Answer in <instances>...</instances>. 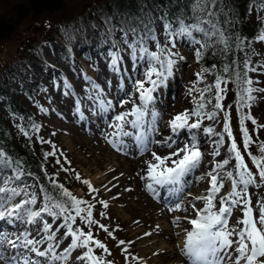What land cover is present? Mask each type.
<instances>
[{"label": "snow or ice", "instance_id": "1", "mask_svg": "<svg viewBox=\"0 0 264 264\" xmlns=\"http://www.w3.org/2000/svg\"><path fill=\"white\" fill-rule=\"evenodd\" d=\"M190 11L194 22L186 23L181 18L175 26L166 23L163 42L155 36L150 37L155 41V51L150 50L143 39L129 43L125 33V43L131 49L133 58L132 75L128 77L131 90L124 91L123 96L114 100L109 99L104 89L85 76L91 85L87 99L92 103L91 110L104 116L114 112L117 106L124 108L127 104L132 105L130 109L117 113L111 121L106 120L108 128L113 131L105 130L103 138L121 154H150L148 159L141 162L143 166L137 175L144 182V190L161 203L163 209L168 213H184L182 217H174L172 224L182 228V232L176 235L183 241L180 252L186 264H264V196H258L253 206L252 195L249 193L250 187H264V141H259L258 136L254 141L246 126V121H251L253 131L258 132L264 128L250 112L257 99L255 93L264 92V88L254 87L256 82L249 76V72L257 69L252 66L250 58H246L247 53L244 58L232 55L234 51L244 52L245 47H250L253 42H264V30L247 42L239 36L233 39V35L221 27L218 19L221 13L227 15L222 0H190ZM177 41L193 46L198 62L209 49H215L212 54H219L224 63L219 71H216L218 66L213 64L211 68H202L195 74L196 81L187 90L190 96L197 94L193 96L192 109L174 115L167 122L171 134L156 140L154 137L159 132L157 121L160 113L155 110V105L162 98L157 94L169 88V80L174 76L177 63L185 59L177 49ZM119 61L118 55L111 56L110 67L114 72L119 71ZM206 74L215 76L211 84L205 83ZM229 83L234 85L236 93L234 103L243 149L255 172L246 163L233 135L228 110L231 106L226 109L222 104ZM199 84H204V87H197ZM64 86L70 88L67 81ZM123 87L122 83V90ZM79 103L78 100L77 105ZM220 112L224 113L222 129L217 132L215 125L221 119ZM80 115L83 118V113ZM204 120L213 122L203 128L204 137L211 140L212 150L208 155L212 160L209 169L196 177V182L207 181L208 187L201 195L189 199V178L201 168L205 158L201 150L202 142L198 139ZM38 130L39 126L33 125V131ZM182 132L186 134V139L181 136ZM40 142L50 143L43 138H40ZM253 144L257 145V154L249 150ZM152 145L169 151L164 155L158 154ZM53 149V152L44 153L45 160L55 155V145ZM221 149L225 151L224 158L216 160L221 155ZM56 163H60L59 159ZM44 175L48 185L42 184L40 177L26 168L21 159L13 158L0 149V261L3 264H67L72 252L83 249L77 261H83L84 264H112L104 255H97L95 251L100 249L102 253L110 255L106 245L94 238V225L109 236L112 235L105 225L93 218L92 209L95 205L74 196L46 171ZM27 178H31L32 183ZM76 179L81 178L77 175ZM226 182H230V190L221 195ZM82 183L87 185L89 194L97 191L89 181L83 180ZM98 203L104 208L108 207L105 201ZM234 210H239L242 215L230 226L229 220ZM99 215L105 216L103 212ZM48 218H51V223ZM78 219L80 224H77ZM16 221L28 225L39 224L40 227L35 236L26 229L11 239L4 231V226H12ZM56 221L60 223L53 231ZM60 229H64V233L57 240ZM69 237L70 244L58 253L60 243ZM124 243L120 241L121 245ZM5 244L14 250L12 256H7L3 250ZM131 259L137 258L131 256Z\"/></svg>", "mask_w": 264, "mask_h": 264}, {"label": "rangeland", "instance_id": "2", "mask_svg": "<svg viewBox=\"0 0 264 264\" xmlns=\"http://www.w3.org/2000/svg\"><path fill=\"white\" fill-rule=\"evenodd\" d=\"M104 1L66 0L61 10L49 17H44L43 20L40 19L24 26L18 34L0 44V74L12 68L16 70V74H19L21 80H25L26 83L28 81L37 83V91H32L31 95L35 100L33 112L39 130L32 131L31 129L25 135L26 131L23 128L20 129V132L17 128L13 129L15 132L18 131L20 135L27 137L22 138L23 140L27 139L30 144L33 140V143L41 146L44 152H53V145H55V155L48 157L50 163L46 164L44 171L54 176L56 181L66 180L69 185L68 190L74 196L94 204L93 218L98 220L99 224L105 225L112 233L109 236L98 226L92 227L94 238L105 244L110 252L109 255L102 253L100 249H96L97 255H104L112 264H186L185 258L180 252L183 241L176 235L177 232H182V228H177L172 224L174 217H182L184 213H168L165 209V214L148 215L153 206L163 208L161 203H158L144 190V182L140 181L137 175L142 167L141 162L148 159L150 154L144 156L134 153L121 154L107 144L103 138L102 133L105 130L113 131V129L108 128L106 120L111 121L117 113L130 109L132 105L127 104L124 108L117 106L115 111L108 113L107 116L96 114L93 111L83 114V118L74 114L77 120L69 125L71 108L74 112L77 107L80 109L86 104H92L87 99L91 85L85 76L104 89L109 99L114 100L118 96H123L124 91L131 90L128 77L132 75L133 58L131 49L125 43V33L110 24L109 19L103 18L101 15V22L95 19L84 22L79 19L83 14L97 13ZM78 11H80V16L77 14ZM147 22L143 25L144 27L141 29L143 32L138 38H134L126 32L127 40L132 43L143 39L150 50L155 51V41L150 37L155 36L163 42L166 23L157 15H151ZM48 34H52L53 39L46 40L43 37ZM195 35L199 36V34ZM63 37L65 38L61 39ZM23 39L28 40V43H24ZM82 44H86L88 47L86 56L82 55L84 54ZM177 49L185 59L177 63L174 76L169 80V88L162 89L157 94L162 98L158 99L155 105V110L160 113L157 121L159 132L154 137L156 140H162L171 134L167 122L174 115L186 109L190 111L193 107V96L197 95L196 93H193L192 96L187 94L188 88L192 87V83L196 81L195 74L201 71L195 57L194 47L187 42L177 41ZM177 49H173V51ZM244 53L252 56L257 53V49L252 43L250 47H245ZM262 53H264V49ZM113 54L120 57L119 71L116 72L110 67ZM262 60H264V56L259 62L253 60L252 66L256 67L257 70L250 72L252 80L254 81V78L258 80L254 84V87L257 88H264V67H260V65H264ZM11 78L9 93L14 94L19 89L20 82L15 75ZM65 81L70 85V88H65ZM122 83L123 90L121 89ZM205 83H212L210 74H206ZM197 87L202 88L204 84H199ZM260 93H255L256 97ZM18 94L22 95L21 93ZM229 98V94L226 93L222 100L224 106L229 102ZM78 100L80 101L79 105H77ZM213 103H215L214 100ZM261 105L262 109L256 110L253 102L251 109L261 122H264V102ZM232 106H236L235 103ZM208 107L210 108L211 105ZM223 115V112L219 113L221 119L215 125L217 132L222 129ZM238 118L235 108L234 112L232 111L230 114L232 132L242 155L245 156L246 163L255 172V168L243 149ZM212 124V121L204 120L201 125L198 139L202 142L201 150L204 152L205 158L201 168L189 178L191 191L189 199L201 195L208 187L207 181L197 183L196 177L203 175L210 167L212 157L208 153L211 152L212 145L211 140L204 137L203 128ZM75 129L78 131L76 132ZM261 131L264 134V130ZM181 136L187 138L184 132L181 133ZM258 137L260 140L259 134ZM40 138L50 143L42 144ZM152 147L161 155L169 151L160 149L158 145H152ZM249 150L253 154H257V147L250 146ZM57 159L60 161L59 164L56 163ZM77 175L80 176V180L76 179ZM27 179L29 183H32L31 178ZM83 180L89 181L97 191L89 194L87 185L82 183ZM229 190L230 182H226L220 194L223 195ZM140 191L148 197L150 207L143 206L138 202L142 196ZM249 193L252 195L253 206H255L258 196H264V187L259 189L250 187ZM101 200L107 202V208L98 203ZM82 207H87V205ZM101 212L105 214L104 217L99 215ZM241 215L239 210H234L229 225L235 224ZM48 219L51 223V218ZM59 223L60 221H56L53 224V231ZM183 223L186 224V221ZM77 224H80L79 219ZM39 227V224L32 225V231L36 232ZM84 230L87 231V228ZM63 233L64 229H60L57 233V240L62 238ZM146 233H150V235H146ZM121 240L125 241L123 245L120 244ZM70 241V237L63 240L57 252L59 253L61 249L66 248ZM125 249L128 251L126 252ZM82 252L83 249L72 252L67 264H84L83 261L76 259ZM129 252L131 256H135L137 259L132 260ZM12 253L14 254V250ZM7 254L10 255L11 251L9 250Z\"/></svg>", "mask_w": 264, "mask_h": 264}, {"label": "trees", "instance_id": "3", "mask_svg": "<svg viewBox=\"0 0 264 264\" xmlns=\"http://www.w3.org/2000/svg\"><path fill=\"white\" fill-rule=\"evenodd\" d=\"M65 1L0 0V44L14 37L24 26L37 22L40 19L43 20L44 17H49L61 10ZM222 3L227 15L221 13L218 19L220 20L221 27L226 28L227 33L233 35V39L239 36L245 38L246 41L253 40L259 31L264 30V0H222ZM219 6L217 5V7ZM79 13L80 11L77 12L80 16ZM100 15L103 18L109 19V23L121 29L123 33L128 32L134 38H138L140 33L143 32L141 29L144 27L143 25L148 23L147 21H149L151 15H157L165 23H172L174 26L178 19L181 18L186 23L194 22L190 11V0H105L97 13H86V15H81L79 19L84 22L91 19L101 22ZM225 21H229V23H225ZM43 37L46 40L53 39L52 34ZM23 42L27 44L28 40L23 39ZM253 45L257 49V53L252 56L247 55L246 57L250 58L251 64L253 60L259 62L264 56V53H262L264 42H253ZM82 48V51H84L82 55L86 56L85 53L88 51L87 45L82 44ZM213 51L215 49H209L203 58L199 60L198 66L200 70L202 68H211L213 64L218 66L216 71H219V68L222 67L224 60L219 54L213 55ZM232 55L238 58L245 57L244 52L234 51ZM231 58L230 56L229 59ZM263 62L264 60H262ZM14 75L19 80L20 87L14 94H10L9 84L12 79L11 77ZM210 79L213 82L215 76L210 74ZM254 79L255 82L258 81L257 78ZM36 84V82L28 81L26 83L25 80H21L19 74H16V70L12 68L0 74V149L5 150L13 158L21 159L26 168L40 177L42 184L48 185L49 182L44 175V167L50 163L49 158L45 160V152L41 149V146L35 145L33 140L32 144H30L27 139L23 140L22 137L24 136L19 134L21 128L26 131L25 133H29L31 129L33 131V125L37 123L33 112L35 100L31 95L32 91H37ZM227 89L230 98L225 108L231 106V110H229L231 114L236 108V106H232L236 99V93L234 85L231 83L227 85ZM262 102H264V92H261L257 96V99L254 101V108L256 110L262 109ZM245 111H248V109H245ZM250 112L259 125L264 123L261 122L252 109H250ZM246 126L254 141L257 139L258 134L261 136L259 141H264V134L261 133V130L264 129L260 128L258 132L253 131L254 126L251 124V121H246ZM13 128H17L19 132L17 130L15 132ZM251 146L257 147L256 144ZM57 182L68 189L69 185L66 183V180L63 179Z\"/></svg>", "mask_w": 264, "mask_h": 264}, {"label": "bare ground", "instance_id": "4", "mask_svg": "<svg viewBox=\"0 0 264 264\" xmlns=\"http://www.w3.org/2000/svg\"><path fill=\"white\" fill-rule=\"evenodd\" d=\"M113 85V84H112ZM92 109V104L91 105H88V104H86L84 107H82V108H80V111L79 112H77V108H75L74 109V112H73V108H71L70 109V113H69V115H70V124L69 125H71L73 122H75V120H77L76 119V116H81L80 115V113H83V114H87L88 113V111H92L91 110ZM74 114L76 115V116H74ZM72 121V122H71ZM211 124V123H210ZM74 129V128H73ZM75 131L77 132L78 130H76L75 129ZM79 133V132H78ZM202 133V132H201ZM130 152H131V149H130ZM224 155H225V151H224V149H222V151H221V155L219 156V157H217L216 158V160H222L223 158H224ZM141 159V158H140ZM137 160V159H136ZM143 166V165H142ZM119 177V176H118ZM193 178V177H192ZM119 179V178H118ZM120 181V180H119ZM129 181V180H128ZM141 181V180H140ZM116 182V181H115ZM140 183V182H139ZM114 184V183H113ZM131 184V183H130ZM137 184V183H136ZM132 185V184H131ZM120 186V185H119ZM116 188H118V187H116ZM119 189V188H118ZM130 189V188H129ZM139 193V192H138ZM140 194L142 195L141 196V198L138 200V202L139 203H141V205H143V206H148V207H150V205H149V199H148V197L147 196H144L143 195V193L140 191ZM19 199V198H18ZM151 208H153V209H151V210H149V213H148V215H152V214H165V209H163V208H161V207H158V206H153V207H151ZM148 210V209H147ZM146 210V211H147ZM142 211V210H141ZM146 220H147V218H145ZM149 223V222H148ZM20 224H22V222L21 221H16V222H14V224L12 225V226H9L11 229L10 230H12V231H14V232H18L19 230H18V226L20 225ZM28 227H29V230L32 232V234H33V236H35L36 235V232H33L32 231V225H28ZM7 233V232H6ZM11 235H13V237L14 236H16V234L15 233H11ZM63 249H65V248H63ZM63 249H61V251H63ZM184 262H185V260H184ZM0 264H3V261H0Z\"/></svg>", "mask_w": 264, "mask_h": 264}]
</instances>
